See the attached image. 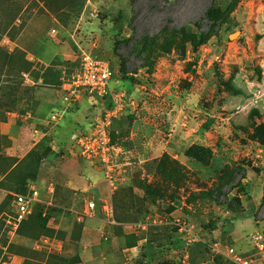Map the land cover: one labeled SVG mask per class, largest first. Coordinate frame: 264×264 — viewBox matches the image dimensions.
Here are the masks:
<instances>
[{"label": "rangeland", "instance_id": "1", "mask_svg": "<svg viewBox=\"0 0 264 264\" xmlns=\"http://www.w3.org/2000/svg\"><path fill=\"white\" fill-rule=\"evenodd\" d=\"M84 55L109 62L133 101L110 126L112 186L72 150L110 101L72 92ZM60 85L76 122L33 99ZM29 185L39 197L18 223L13 197ZM98 193L108 220L86 213ZM256 230L264 0H0V264H234L223 251H250Z\"/></svg>", "mask_w": 264, "mask_h": 264}, {"label": "built area", "instance_id": "2", "mask_svg": "<svg viewBox=\"0 0 264 264\" xmlns=\"http://www.w3.org/2000/svg\"><path fill=\"white\" fill-rule=\"evenodd\" d=\"M55 34V29L51 30ZM113 70L109 62L94 58L90 55H84L80 67L72 75L70 88L73 93L84 92L92 97L110 101L107 106L104 105L102 113L97 116L91 124V129L86 132L73 133L70 138L72 150L75 153L91 163L98 162L102 165L104 174L109 179L110 185H113L112 171L114 167L113 155L116 147L113 145L110 136V126L112 120L117 118L122 112L124 106L133 104L132 99L128 98L124 91L113 89L111 81ZM128 100V101H127ZM51 119H56L57 113H52ZM53 184L48 185V190L53 191ZM39 192L34 185L27 186L24 193H16L13 197L16 218L18 223L31 215L33 206L38 200ZM97 204L89 199L86 202V213L90 216L95 215ZM105 219L112 217V207L104 199L100 205ZM250 251H241L229 245L223 253L230 258L234 264H264V237L260 231H253L249 235ZM216 253L222 251L217 246ZM179 264H193L188 255H184ZM196 264H207L205 262Z\"/></svg>", "mask_w": 264, "mask_h": 264}, {"label": "crops", "instance_id": "3", "mask_svg": "<svg viewBox=\"0 0 264 264\" xmlns=\"http://www.w3.org/2000/svg\"><path fill=\"white\" fill-rule=\"evenodd\" d=\"M62 85H63V83H62ZM34 89H35V87H34ZM34 89H33L32 95H33V99L36 100L38 103H40L38 105L44 106V104L47 103L46 101H49V115H51L53 113V111L54 112L55 111H58L57 113H60V118L57 121V123H59V121L60 122L61 121H64V123H65L66 122V118H68V121H71V120L72 121H75L76 120L74 118V116H72V118L70 116H67V110H69V109H66L64 107L63 100H62L63 99V96H64V89L62 88L61 85L60 86H57V87L49 86V89H47V90H41L42 92H39L38 90H34ZM74 115L76 117V114L75 113H74ZM88 120L89 119L86 118V120L84 122V119H83L80 122V124H79L80 129H82V131H84V132L89 131L91 129V124H92L93 118H92L91 122H88ZM64 129H65V127L61 129L62 130L61 131V134L64 132ZM83 129H85V130H83ZM53 131L54 130H52V129L49 128V145H51V146H53L55 144V139L51 138V136H54L57 133V132H53ZM72 186H74V183L72 184ZM85 187H86L87 190H90L91 189L93 191V188L92 187H95V186L92 185V184H88V182H87V184H86ZM96 192H97V190H96ZM98 196H99L98 197L99 198L98 200H94L95 198L93 199L96 202V204H97V208H96V211H95V213H96L95 216L97 215V216L102 217L104 219L103 212L100 209V205L102 204V201L104 199H106V198L100 196V193H98ZM76 198H77V200H79L81 197L78 194L76 196ZM106 220H108V219H106Z\"/></svg>", "mask_w": 264, "mask_h": 264}, {"label": "trees", "instance_id": "4", "mask_svg": "<svg viewBox=\"0 0 264 264\" xmlns=\"http://www.w3.org/2000/svg\"><path fill=\"white\" fill-rule=\"evenodd\" d=\"M233 1H236V0H233ZM214 14H215V12H214ZM213 14V15H214ZM205 16H206V18L207 19H209V20H211V21H213V22H218V23H221L222 21H218V19H216V18H214L213 16H211V13H210V8L208 7L207 9H206V11H205ZM112 138V137H111ZM27 191V187L26 188H24V189H22V190H20L19 192L20 193H24V192H26ZM18 192V193H19ZM30 216V215H29ZM190 259H191V257H190ZM191 262L194 264L195 262H193L192 261V259H191Z\"/></svg>", "mask_w": 264, "mask_h": 264}]
</instances>
